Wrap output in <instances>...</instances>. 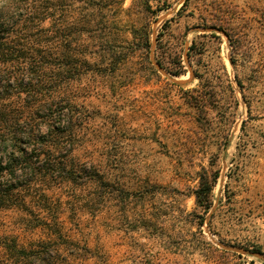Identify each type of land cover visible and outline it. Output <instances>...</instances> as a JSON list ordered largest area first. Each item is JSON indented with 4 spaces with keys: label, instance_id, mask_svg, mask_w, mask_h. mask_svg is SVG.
<instances>
[{
    "label": "rangeland",
    "instance_id": "374dc122",
    "mask_svg": "<svg viewBox=\"0 0 264 264\" xmlns=\"http://www.w3.org/2000/svg\"><path fill=\"white\" fill-rule=\"evenodd\" d=\"M101 7L108 45L93 43L115 54L71 88V156L109 186L54 177L34 211L0 209V236L80 252L61 264H264V0ZM220 20L232 40L202 31ZM204 172L217 177L208 212Z\"/></svg>",
    "mask_w": 264,
    "mask_h": 264
},
{
    "label": "trees",
    "instance_id": "16d2710c",
    "mask_svg": "<svg viewBox=\"0 0 264 264\" xmlns=\"http://www.w3.org/2000/svg\"><path fill=\"white\" fill-rule=\"evenodd\" d=\"M102 4L103 0H0V209L34 211V189L54 177L75 185L94 182L104 190L109 186L95 168L79 167L71 156L78 127L71 88L96 68L107 72L110 64L104 61L115 54L111 47L93 43L95 38L108 40ZM225 22L210 27L232 40ZM103 50L102 60L95 64L94 57ZM121 62H112V68L118 69ZM216 181L207 172L199 176L194 195L204 212L212 208ZM54 242L25 247L16 237L0 236V264H61L80 257V252H59Z\"/></svg>",
    "mask_w": 264,
    "mask_h": 264
},
{
    "label": "water",
    "instance_id": "95a60500",
    "mask_svg": "<svg viewBox=\"0 0 264 264\" xmlns=\"http://www.w3.org/2000/svg\"><path fill=\"white\" fill-rule=\"evenodd\" d=\"M202 31H219L217 29H214V28H209L208 30L206 29H202ZM226 248H229L230 250H233V251H236V252H240V253H244V254H252L250 251L246 250V249H242V248H235V247H226ZM257 257L259 258H264L263 256L261 255H256Z\"/></svg>",
    "mask_w": 264,
    "mask_h": 264
}]
</instances>
